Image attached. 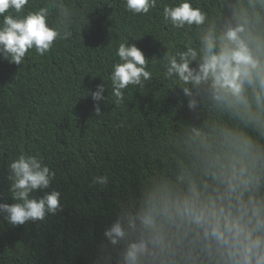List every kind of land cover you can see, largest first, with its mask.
Here are the masks:
<instances>
[{
	"label": "clouds",
	"instance_id": "obj_1",
	"mask_svg": "<svg viewBox=\"0 0 264 264\" xmlns=\"http://www.w3.org/2000/svg\"><path fill=\"white\" fill-rule=\"evenodd\" d=\"M126 12L148 15L157 0H122ZM0 0V56L21 65L30 49L45 56L72 36L73 11L65 0ZM237 0L227 15L210 16L191 0H172L162 18L173 29L196 31L184 50L166 49L164 77L178 87L188 112L207 108L217 118L185 128L174 168L157 173L131 203H122L104 237L97 264H264V0ZM111 6V5H110ZM88 23V21L86 22ZM110 81L117 105L131 86L152 79L147 59L129 40L115 51ZM104 84L91 93L101 115ZM226 117L227 119H223ZM8 191L0 203L13 225L43 221L62 210L61 193L48 189L55 173L33 155L8 165ZM105 186L107 175L93 176ZM36 191L44 195L36 199Z\"/></svg>",
	"mask_w": 264,
	"mask_h": 264
},
{
	"label": "trees",
	"instance_id": "obj_2",
	"mask_svg": "<svg viewBox=\"0 0 264 264\" xmlns=\"http://www.w3.org/2000/svg\"><path fill=\"white\" fill-rule=\"evenodd\" d=\"M43 2L30 0L25 7L35 10ZM170 3L157 0L148 15L133 16L122 0H65L73 11L70 38L54 42L42 57L30 49L21 65L0 56V203L15 202L8 165L23 153L55 173L44 191H59L62 205L43 221L23 225L0 214V264H97L102 248H111L103 233L120 205L133 202L152 176L175 167L186 127L217 118L204 108L194 119L180 89L164 77L166 49L196 43L195 29L177 30L163 21V6ZM191 3L215 16L229 14L237 0ZM125 40L157 59L148 63L152 79L143 88L129 85L117 105L109 77ZM98 84L105 92L96 116L91 93ZM95 175H107L109 183L93 184Z\"/></svg>",
	"mask_w": 264,
	"mask_h": 264
}]
</instances>
